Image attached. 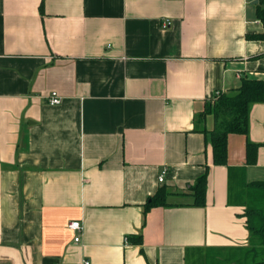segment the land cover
<instances>
[{
	"label": "crops",
	"instance_id": "crops-1",
	"mask_svg": "<svg viewBox=\"0 0 264 264\" xmlns=\"http://www.w3.org/2000/svg\"><path fill=\"white\" fill-rule=\"evenodd\" d=\"M257 5L0 0V264L253 263L244 211L264 183V103L246 136L228 135L223 166L200 115L242 77L264 79V41L247 39L263 32ZM160 189L167 206L144 213Z\"/></svg>",
	"mask_w": 264,
	"mask_h": 264
},
{
	"label": "trees",
	"instance_id": "trees-1",
	"mask_svg": "<svg viewBox=\"0 0 264 264\" xmlns=\"http://www.w3.org/2000/svg\"><path fill=\"white\" fill-rule=\"evenodd\" d=\"M257 19L261 22L263 32L261 34L248 35V40L264 41V0H258ZM240 85L234 91L220 95L215 103H208L201 113L200 118L212 115L215 120L213 130L207 131L212 148L213 164L216 166L226 165L227 159V137L230 134L246 136L249 131V110L254 104L264 103V79H250L242 77ZM206 132V133H207ZM258 145L247 142V163L256 162ZM207 171L201 175L191 186L194 197V206H205ZM250 197L248 198L244 217L246 228L249 232V254L254 253L252 264H264V183H256L249 186ZM167 206L166 194L160 189L154 196L150 197L145 205L144 213L152 208ZM131 243H141V237L132 240ZM252 257V256H251ZM231 262V261H230ZM228 263L226 260L215 261L214 264H236ZM239 264V263H237ZM242 264V263H241Z\"/></svg>",
	"mask_w": 264,
	"mask_h": 264
},
{
	"label": "built area",
	"instance_id": "built-area-1",
	"mask_svg": "<svg viewBox=\"0 0 264 264\" xmlns=\"http://www.w3.org/2000/svg\"><path fill=\"white\" fill-rule=\"evenodd\" d=\"M171 25V22L170 20L166 19L162 22L161 24V27L166 29L168 28L169 26ZM61 103V99L60 97L57 95L56 92H52L49 97H48V104L50 106H57ZM164 175L165 173L163 172L159 177H158V182L161 183L163 182V178H164ZM69 229L73 232V234L75 235L74 236V239L73 241L75 243H78L80 242V236H81V233H82V225L80 224L79 221H74V222H71L69 224ZM85 264H89L88 262H85Z\"/></svg>",
	"mask_w": 264,
	"mask_h": 264
},
{
	"label": "rangeland",
	"instance_id": "rangeland-1",
	"mask_svg": "<svg viewBox=\"0 0 264 264\" xmlns=\"http://www.w3.org/2000/svg\"><path fill=\"white\" fill-rule=\"evenodd\" d=\"M215 103V101H213L212 103H210L208 106L212 107L211 105H213Z\"/></svg>",
	"mask_w": 264,
	"mask_h": 264
},
{
	"label": "water",
	"instance_id": "water-1",
	"mask_svg": "<svg viewBox=\"0 0 264 264\" xmlns=\"http://www.w3.org/2000/svg\"><path fill=\"white\" fill-rule=\"evenodd\" d=\"M257 3V1H255Z\"/></svg>",
	"mask_w": 264,
	"mask_h": 264
}]
</instances>
